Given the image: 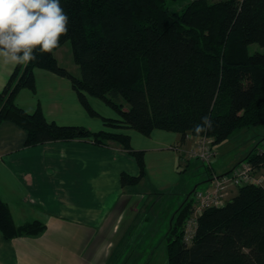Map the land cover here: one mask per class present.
I'll return each mask as SVG.
<instances>
[{
    "label": "trees",
    "instance_id": "trees-1",
    "mask_svg": "<svg viewBox=\"0 0 264 264\" xmlns=\"http://www.w3.org/2000/svg\"><path fill=\"white\" fill-rule=\"evenodd\" d=\"M178 1L185 0H61L69 23L58 48L70 42L79 74L59 65L58 48L51 54L37 50L36 60L16 66L0 91V125L11 121L26 130V147L73 139L109 146L114 140L140 167L136 176L122 174L123 186L138 184L146 174L145 151L135 150L126 133L61 125L49 121L41 107L34 112L20 107L16 97L24 88L36 89L37 68L69 79L84 108L110 129L146 136L159 129L180 133L182 140L188 134L207 135L214 146L237 130L264 127V52L248 51L252 43L264 46V0H190L171 12L169 4ZM89 96L119 117L102 116ZM206 115L212 130L197 134L194 126ZM246 162L255 171L264 169V146L240 165ZM238 166L215 174L204 190ZM204 190L194 189L173 220L166 237L168 264H264V187L244 183L224 205L207 208L188 245L184 225L196 193ZM45 230L39 220L16 225L10 206L0 200V231L6 239Z\"/></svg>",
    "mask_w": 264,
    "mask_h": 264
},
{
    "label": "crops",
    "instance_id": "crops-1",
    "mask_svg": "<svg viewBox=\"0 0 264 264\" xmlns=\"http://www.w3.org/2000/svg\"><path fill=\"white\" fill-rule=\"evenodd\" d=\"M15 67L0 63V91ZM35 77L36 89H22L17 95L20 107L28 112L41 107L49 121L61 125L104 129L97 124L99 118L88 114L69 79L41 68L35 70ZM93 98L89 96L90 103ZM120 130L131 136L135 150L145 151L146 174L136 185L121 183L123 173L136 176L140 172L136 158L121 145L98 146L73 139L26 147V130L11 121L0 125V200L10 206L16 225L33 220L46 224V230L35 236L6 239L0 231V264H98L101 257L108 260L103 251L110 246L109 234L117 233L123 220L136 221L146 210L147 196L156 199L178 188L177 183H158L153 178L155 186L149 189L148 176H178L188 170L193 159L186 157L199 137L188 134L182 140L180 133L159 129L150 136ZM242 160L222 173L212 164L207 166L210 172L204 181L210 183L206 188L212 185L213 176L233 170ZM237 191V185H230L226 200ZM96 243L104 245L92 248Z\"/></svg>",
    "mask_w": 264,
    "mask_h": 264
},
{
    "label": "rangeland",
    "instance_id": "rangeland-1",
    "mask_svg": "<svg viewBox=\"0 0 264 264\" xmlns=\"http://www.w3.org/2000/svg\"><path fill=\"white\" fill-rule=\"evenodd\" d=\"M188 1L190 0L170 3L171 12L180 11ZM248 51L250 54L264 52V46L252 43L249 45ZM55 56L60 66L65 67L72 73H79L78 69L76 72L78 67L73 61L69 41L55 51ZM91 105L102 116L119 117L114 109L98 98L94 97ZM125 105L127 106V104ZM91 117L99 118L97 124L99 126L102 125L105 130H109V127L104 125L101 117L97 115H91ZM114 131L120 132L121 130L116 128ZM108 143L121 145L114 140H109ZM261 146H264V127L244 128L233 132L225 141L213 146L215 156L209 164L200 158L190 155V151L186 158L193 159L192 165L188 170L178 174V176H161L154 173L149 175L147 179L150 185L149 189H153L155 180L158 183L163 181L177 183L178 188L173 187V189L165 191L164 194L157 195L156 199H153L152 196H147L146 210L141 212L138 219L136 218V221H131L130 223L123 220L121 226L117 229V233L109 234L110 246H107L104 251L102 250L107 255L108 260H104L101 257L102 259L100 258L101 261L98 264H168L167 234L173 220L194 189L204 190L210 183L204 181L208 178L207 166L212 164L211 166L217 173L225 172L234 162L241 158L244 159L254 148ZM253 173L255 178L259 181L262 180L261 184H264V170H254ZM182 189L184 191H180ZM223 201L225 203L228 202L226 195H223ZM92 245L93 248L95 245L104 244L96 243ZM102 251L100 254L103 253Z\"/></svg>",
    "mask_w": 264,
    "mask_h": 264
},
{
    "label": "clouds",
    "instance_id": "clouds-1",
    "mask_svg": "<svg viewBox=\"0 0 264 264\" xmlns=\"http://www.w3.org/2000/svg\"><path fill=\"white\" fill-rule=\"evenodd\" d=\"M69 16L61 0H0V63L27 66L37 50L51 54L68 34ZM206 115L194 126L197 134L212 130Z\"/></svg>",
    "mask_w": 264,
    "mask_h": 264
},
{
    "label": "built area",
    "instance_id": "built-area-1",
    "mask_svg": "<svg viewBox=\"0 0 264 264\" xmlns=\"http://www.w3.org/2000/svg\"><path fill=\"white\" fill-rule=\"evenodd\" d=\"M212 141L213 139L207 135L199 137L195 147L190 150V155L200 158L209 164L211 159L215 156ZM253 171L254 168L250 163H243L230 175L222 176V178L215 177L212 188L198 191L196 193L195 205L192 210L193 212L184 225V241L186 244H192L198 226V219L202 213L207 208L222 206L225 204L223 201V195H226L227 189L230 185L240 186L244 183H256L264 187V184H261L262 180H257Z\"/></svg>",
    "mask_w": 264,
    "mask_h": 264
}]
</instances>
